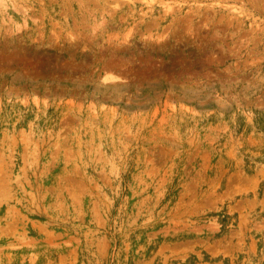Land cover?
<instances>
[{"label":"rangeland","instance_id":"1","mask_svg":"<svg viewBox=\"0 0 264 264\" xmlns=\"http://www.w3.org/2000/svg\"><path fill=\"white\" fill-rule=\"evenodd\" d=\"M0 264H264V0H0Z\"/></svg>","mask_w":264,"mask_h":264}]
</instances>
